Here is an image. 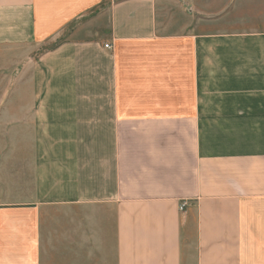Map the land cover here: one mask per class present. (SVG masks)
Wrapping results in <instances>:
<instances>
[{
	"label": "crops",
	"instance_id": "crops-1",
	"mask_svg": "<svg viewBox=\"0 0 264 264\" xmlns=\"http://www.w3.org/2000/svg\"><path fill=\"white\" fill-rule=\"evenodd\" d=\"M0 48V264H264V0H0Z\"/></svg>",
	"mask_w": 264,
	"mask_h": 264
},
{
	"label": "rangeland",
	"instance_id": "rangeland-1",
	"mask_svg": "<svg viewBox=\"0 0 264 264\" xmlns=\"http://www.w3.org/2000/svg\"><path fill=\"white\" fill-rule=\"evenodd\" d=\"M4 51L5 50H2L0 48V128H1L0 130L2 131H3V120L1 119H5L6 116V109L3 107L2 103L7 99L15 98L16 88H17L16 85L17 65L10 58L12 56H15L17 52L15 49L13 51L7 50V53ZM24 92H25V88H24ZM1 115H3V118H1ZM2 131L0 132V149H3L2 153H4V151L6 150L15 148L16 143H18L19 146L20 145L26 146L23 143V140L16 141L15 139H11L10 137L12 136V134L8 135ZM5 136H7V138Z\"/></svg>",
	"mask_w": 264,
	"mask_h": 264
},
{
	"label": "built area",
	"instance_id": "built-area-1",
	"mask_svg": "<svg viewBox=\"0 0 264 264\" xmlns=\"http://www.w3.org/2000/svg\"><path fill=\"white\" fill-rule=\"evenodd\" d=\"M104 46H105L106 48H109V47H110L109 44H105ZM184 205H185V202L179 203L178 208H179L180 210H183Z\"/></svg>",
	"mask_w": 264,
	"mask_h": 264
}]
</instances>
